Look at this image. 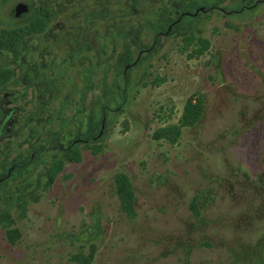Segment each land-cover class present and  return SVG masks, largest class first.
<instances>
[{
	"label": "rangeland",
	"instance_id": "rangeland-1",
	"mask_svg": "<svg viewBox=\"0 0 264 264\" xmlns=\"http://www.w3.org/2000/svg\"><path fill=\"white\" fill-rule=\"evenodd\" d=\"M19 2L55 13L25 60L56 74L52 114L75 117L79 103L59 144L78 138L81 158L45 189L41 164L13 173L0 210H13L19 236L0 228V264H81L74 258L92 246L88 264H264V0L199 6L196 35L209 47L192 58L180 36L153 41L144 30L141 52L122 40L139 19L132 0H5L0 27ZM181 2L165 0L172 17ZM197 95L196 123L175 142L154 137ZM95 135L93 153L83 144ZM118 173L132 186L133 215L120 207Z\"/></svg>",
	"mask_w": 264,
	"mask_h": 264
},
{
	"label": "trees",
	"instance_id": "trees-1",
	"mask_svg": "<svg viewBox=\"0 0 264 264\" xmlns=\"http://www.w3.org/2000/svg\"><path fill=\"white\" fill-rule=\"evenodd\" d=\"M3 1L5 0H0V3ZM199 1L182 0L174 11L175 16L172 17L169 4L165 3V0H132L129 14L135 15L132 9L136 6L139 19L135 20L128 32L123 34L122 40L127 39L141 52L140 33L144 30L153 34V41L162 35L171 38L180 36L182 43L180 50L187 51L190 58L200 56L209 47V42L196 35L198 18L195 10L201 6L197 4ZM208 1L205 3H209ZM205 3L202 6H205ZM11 14L15 19L0 27V167L4 168V173L0 174V191H3L13 173L20 174L31 165L33 166L31 169H35L39 164L43 166L42 188L45 189L53 183L66 163L80 161L78 138L71 139L64 145L59 144V137L64 129L74 125L79 103L74 105L73 119L55 112L52 114L48 108V102L52 98L49 90L53 86L50 82L57 76L50 67L46 68L48 71L44 72L47 77H41V84L36 87L35 75H41L43 71L41 68L40 70L35 68L37 63L25 60L28 42L46 29L55 16L54 11L44 3H39L37 7L29 8L23 17L15 16L12 11ZM1 57L2 60L6 57L7 61L3 63ZM201 111V97L198 95L189 97L184 104L179 124L160 128L154 137L175 142L181 128L196 123ZM95 137L96 135L89 137L83 144V147L90 148L93 153L101 148L92 142ZM114 183L121 209L133 215L134 198L128 177L118 173ZM29 198L37 199L36 195H30ZM27 204L28 199L25 196L16 199L14 206L18 211V217L25 216ZM15 222L13 210L9 208L0 210V228L9 235L12 242L19 236V230L14 226ZM93 252L92 246L86 256L77 255L74 259L81 264H88Z\"/></svg>",
	"mask_w": 264,
	"mask_h": 264
},
{
	"label": "water",
	"instance_id": "water-1",
	"mask_svg": "<svg viewBox=\"0 0 264 264\" xmlns=\"http://www.w3.org/2000/svg\"><path fill=\"white\" fill-rule=\"evenodd\" d=\"M28 10H29L28 5L22 2H19L14 6V8L12 9V12L15 16L23 17Z\"/></svg>",
	"mask_w": 264,
	"mask_h": 264
}]
</instances>
